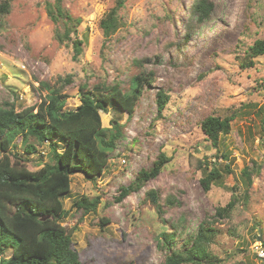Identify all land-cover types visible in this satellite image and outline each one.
I'll return each mask as SVG.
<instances>
[{
    "label": "rangeland",
    "instance_id": "374dc122",
    "mask_svg": "<svg viewBox=\"0 0 264 264\" xmlns=\"http://www.w3.org/2000/svg\"><path fill=\"white\" fill-rule=\"evenodd\" d=\"M192 1L61 0L64 11L79 19L71 25L72 38L82 41L74 58L71 42L57 39L66 19L47 12L55 0H0L9 4L0 15V106L21 110L55 88L67 95L64 108L72 109L80 103L81 88L117 83L129 92L134 75H152L130 115L112 104L99 111L101 126L116 123L121 136L102 173L73 174L62 198L67 215L61 225L70 232L78 264H162L169 251L161 234L171 235L177 250L201 222L214 230L206 244L218 261L184 264L264 260L255 255V246L264 248V54L252 58L253 66H241L247 48L264 39V0H211V18L184 39ZM113 8L119 25L105 37L100 23ZM158 92L166 96L161 110ZM209 115L231 118L217 145L201 130ZM25 140L17 135L11 150L29 169L53 161L48 141ZM31 142L36 150L24 152ZM160 152L170 161L158 175L117 201L119 188L152 167ZM254 163L257 173L247 183L242 169ZM212 167L219 175L205 190L200 179ZM149 189L157 191L158 205L145 195ZM95 197L99 202L88 213L73 205ZM234 197L230 214L216 216V208Z\"/></svg>",
    "mask_w": 264,
    "mask_h": 264
},
{
    "label": "trees",
    "instance_id": "16d2710c",
    "mask_svg": "<svg viewBox=\"0 0 264 264\" xmlns=\"http://www.w3.org/2000/svg\"><path fill=\"white\" fill-rule=\"evenodd\" d=\"M61 0L47 4V12L53 19H66V28L57 36L59 42H71L73 57L82 52L81 39L74 37L75 28L71 25L79 22L72 18L61 6ZM122 2L119 1L118 4ZM214 4L211 0H193L189 8V18L184 24V39L190 37L197 25L211 18ZM9 4L0 3V15L8 12ZM105 37L110 36L118 27L119 20L113 8L101 20ZM248 58L241 62L242 67H251L253 57L264 54V39H256L247 48ZM151 74L141 73L130 78V91L122 92L117 83L111 86L95 85L84 91L80 103L72 109L64 108L67 95L55 88L42 97L37 104L15 110L12 105L0 106V264H78V251L73 247L71 236L61 225L67 215L62 198L69 194L71 176L82 173L87 178L100 175L108 162V152L114 148L121 130L118 124L111 128L101 126L99 111H107L106 105L112 104L130 115L132 108L145 84H149ZM67 81H69L67 79ZM157 107L161 110L166 103L163 92L157 94ZM230 117L220 118L209 115L202 119L201 130L213 145H217L219 135L230 130ZM17 135L23 140L27 136L38 143L48 141L53 149L52 162H44L31 170L24 163L26 159L17 157L11 150ZM61 148V150H58ZM35 144L25 143L24 152L33 153ZM170 161V156L160 152L152 167L140 169L129 184L121 186L115 196L121 201L129 194L138 191L148 180L155 178L162 167ZM256 164L252 168L244 167L242 175L251 183L252 174L257 173ZM226 168L229 169L228 166ZM219 172L212 167L200 179L205 190ZM145 195L153 204L159 202L156 190L149 189ZM246 198V193H244ZM169 204H173L172 199ZM238 200L234 197L225 206L216 208V216L227 217ZM98 197L76 199L73 205L83 212L95 210ZM47 215V217H45ZM214 230L200 223L197 232L182 247L173 249L171 235L161 234V244L169 253L162 264H184L217 262L207 250L208 235ZM190 244L188 245V243ZM6 248L11 249L9 256L3 257ZM264 249V248H263ZM255 255L256 251H255ZM257 257V256H256ZM261 264H264V260Z\"/></svg>",
    "mask_w": 264,
    "mask_h": 264
},
{
    "label": "built area",
    "instance_id": "2783aa9c",
    "mask_svg": "<svg viewBox=\"0 0 264 264\" xmlns=\"http://www.w3.org/2000/svg\"><path fill=\"white\" fill-rule=\"evenodd\" d=\"M256 254L259 259H264V249L261 246H255Z\"/></svg>",
    "mask_w": 264,
    "mask_h": 264
},
{
    "label": "water",
    "instance_id": "95a60500",
    "mask_svg": "<svg viewBox=\"0 0 264 264\" xmlns=\"http://www.w3.org/2000/svg\"><path fill=\"white\" fill-rule=\"evenodd\" d=\"M45 217H47V215L45 216ZM70 234V232H68V235Z\"/></svg>",
    "mask_w": 264,
    "mask_h": 264
},
{
    "label": "clouds",
    "instance_id": "9594fccd",
    "mask_svg": "<svg viewBox=\"0 0 264 264\" xmlns=\"http://www.w3.org/2000/svg\"><path fill=\"white\" fill-rule=\"evenodd\" d=\"M263 248V247H262ZM256 251V250H255ZM257 256V255H256ZM258 258V257H257ZM262 260V259H261Z\"/></svg>",
    "mask_w": 264,
    "mask_h": 264
}]
</instances>
